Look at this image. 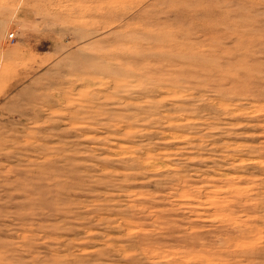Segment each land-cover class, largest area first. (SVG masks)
Instances as JSON below:
<instances>
[{
    "label": "rangeland",
    "instance_id": "rangeland-1",
    "mask_svg": "<svg viewBox=\"0 0 264 264\" xmlns=\"http://www.w3.org/2000/svg\"><path fill=\"white\" fill-rule=\"evenodd\" d=\"M0 264H264V0H0Z\"/></svg>",
    "mask_w": 264,
    "mask_h": 264
}]
</instances>
